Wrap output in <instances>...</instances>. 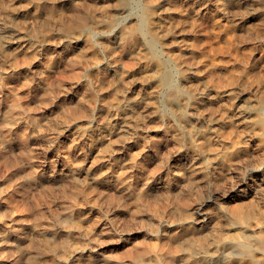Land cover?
Returning <instances> with one entry per match:
<instances>
[{"label":"rangeland","instance_id":"1","mask_svg":"<svg viewBox=\"0 0 264 264\" xmlns=\"http://www.w3.org/2000/svg\"><path fill=\"white\" fill-rule=\"evenodd\" d=\"M151 4L161 67L143 36ZM236 4L0 0V264L237 254L236 202L264 228V135L250 124L264 95V0ZM79 15L91 27L69 32ZM158 69L200 98L175 94ZM203 131L210 150L196 145ZM238 183L239 200L224 198Z\"/></svg>","mask_w":264,"mask_h":264},{"label":"bare ground","instance_id":"2","mask_svg":"<svg viewBox=\"0 0 264 264\" xmlns=\"http://www.w3.org/2000/svg\"><path fill=\"white\" fill-rule=\"evenodd\" d=\"M108 1V0H107ZM114 1V0H113ZM120 1V0H119ZM122 1V0H121ZM173 1V0H172ZM176 1V0H175ZM184 1V0H183ZM233 1V0H232ZM243 0H234V3L235 2H237V4L239 3H241ZM83 3H84V1H82ZM148 1H146V3H147ZM226 2H228V0H226ZM231 2V1H230ZM86 3V2H85ZM106 3V2H105ZM108 3V2H107ZM124 3H125V0H124ZM224 3H225V1H224ZM246 3V2H245ZM244 3V4H245ZM112 4V3H111ZM128 4V3H127ZM127 4H125V5H127ZM149 3H147V5H148ZM222 4V3H221ZM236 4V5H237ZM79 4H77L76 6H78ZM86 5H87V3H86ZM243 5V4H242ZM81 6V5H80ZM88 7H89V5H87ZM106 6H107V4H106ZM115 6V5H114ZM124 6V5H123ZM140 6V5H139ZM152 4L150 5V6H148L147 8H146V12H145V14H143L144 15V17L142 18V17H140V19L142 18V20L144 19V21L146 22V30H147V33L148 34H146V35H144L145 33L143 32V30H141L144 34H143V36H144V38L148 35H150V39L149 40H147V42H149V44H150V56L152 57V59H154L155 61H156V65L158 66V67H161V66H163V63L158 59V56H157V52H156V50H155V46H154V44L156 43L155 41H156V39H157V37H158V33L155 31V29H154V25H155V22H154V20H153V18L152 17H150L151 15V12H152ZM222 6V5H221ZM127 7V6H126ZM142 7H145V6H142ZM154 7V6H153ZM156 7V6H155ZM154 7V8H155ZM83 8V11H84V7H82ZM107 8V7H106ZM80 9V8H79ZM89 9V8H88ZM110 9V8H109ZM144 9V8H143ZM81 10V9H80ZM80 10H78V13H79V11ZM90 10V9H89ZM108 10V9H107ZM119 10V9H118ZM155 10V9H154ZM153 10V11H154ZM72 11V10H71ZM74 11V10H73ZM72 11V12H73ZM75 11H77V10H75ZM87 11V10H86ZM86 11H84V12H86ZM70 12V11H69ZM83 12V13H84ZM78 13H77V15H78ZM81 13H82V11H81ZM80 13V14H81ZM111 13V12H110ZM154 13V12H153ZM65 13H63L62 14V16L61 17H64V16H67V15H64ZM85 14V13H84ZM87 14V13H86ZM263 14H264V12H263ZM64 15V16H63ZM69 16H71V14H68ZM74 15H76V13L74 14ZM76 15V16H77ZM89 15V14H88ZM96 16V15H95ZM257 16V15H256ZM72 17V16H71ZM90 17V16H89ZM91 17H92V15H91ZM255 17V16H254ZM264 17V16H263ZM263 17H262V19H263ZM68 18V17H67ZM74 17H72L71 19H73ZM94 18H96V17H93V19ZM118 18H120V17H118ZM118 18H117V20H118ZM152 18V19H151ZM70 19V20H71ZM261 19V18H260ZM260 19H258V20H260ZM69 19H68V21H70ZM113 20V19H112ZM114 20H115V18H114ZM113 20V21H114ZM63 23L65 22V21H63V20H61ZM105 21V20H104ZM107 21V20H106ZM109 21H111V19L109 20ZM123 22V21H122ZM121 22V23H122ZM134 22V21H133ZM138 22V21H137ZM136 22V23H137ZM140 22H141V20H140ZM144 22V23H145ZM259 23H263L264 24V22L262 21V22H260V21H258ZM61 23V22H60ZM105 23H108V22H105ZM120 23V24H121ZM125 23H127V22H125ZM112 24V23H111ZM114 24H115V22H114ZM118 24V23H117ZM133 24V23H132ZM262 24V25H263ZM91 25H92V23L90 24V22H89V20H88V18L86 17V16H84V15H79L78 16V19H76V20H73V22H69V23H64V27L66 26L67 28H69L71 31H69V32H72L73 30L74 31H83V30H87V29H89L90 27H91ZM113 25V24H112ZM259 25V24H258ZM107 26V25H106ZM122 26V25H121ZM135 26H136V24H135ZM133 27V25L131 26V28H133L134 30L135 29H139L141 26H140V24L137 26V27ZM63 26H62V28H64ZM118 27V26H117ZM262 27H264V26H262ZM69 29H67V30H69ZM73 29V30H72ZM122 29H125L124 27L122 28ZM264 29V28H263ZM92 30H93V28H92ZM62 31V30H61ZM64 31V30H63ZM126 31H127V33H129L128 31L129 30H127L126 29ZM131 31V30H130ZM140 31V30H139ZM140 31V32H141ZM86 32V31H85ZM141 32V33H142ZM66 33V32H65ZM73 33H75V32H73ZM77 33V32H76ZM90 33V32H89ZM124 33H126V32H124ZM138 33V32H137ZM67 34H71V33H67ZM78 34V33H77ZM80 34H82V32H80ZM130 34V33H129ZM128 34V35H129ZM136 34V33H135ZM125 35L126 34H124V41H128L129 42V40H128V38L127 37H125ZM147 36V37H148ZM135 37V36H134ZM139 37V36H138ZM137 38V37H136ZM159 38V37H158ZM123 39V38H122ZM132 39V38H131ZM134 39V38H133ZM139 39V38H138ZM143 39V38H142ZM139 41V40H138ZM157 41H158V39H157ZM137 41H135V43H136ZM126 44H127V42H125ZM129 44V43H128ZM130 44H132V43H130ZM156 45V44H155ZM207 51V50H206ZM159 71L157 72V75H158V77H159V80L162 82V83H165V84H171V86L173 85L174 86V88H175V94H182V95H186V97L187 98H196L197 97V95H198V92H196V91H194V90H188L187 91V89H186V91L184 90V86H182L183 85V83L181 82V83H178V82H173L172 81V77H169L168 76V74H165V73H163V72H161L160 70L161 69H158ZM179 72H181V74L182 75H184L185 74V72H186V69L185 68H181V69H179ZM180 74V73H179ZM235 78H234V76H232V75H230V76H228V80H230V81H233ZM185 83V82H184ZM202 95V94H201ZM202 97V96H201ZM197 98H200L199 96L197 97ZM259 102H260V104L258 105V107L254 110V117H253V119L251 120V122H250V124H251V126L253 127V128H256L259 132H260V134H263L264 135V115H262L263 114V111H262V109H263V106H264V95L263 96H261V98H260V100H259ZM177 103V102H176ZM174 101L173 102H171V105L170 106H172V108L174 107ZM171 108V107H170ZM169 108V109H170ZM172 110V109H171ZM228 130V129H227ZM229 132L230 131H233V129H232V127H231V125L229 126V130H228ZM223 132H225V130L223 129L222 131H221V134H223ZM202 135H204V141L202 142V143H199V144H196L197 145V147L198 148H204V149H208V150H210V149H212L213 148V143H211L212 141L208 138V137H206V134H205V131H203L202 132ZM236 141V139H233L232 140V143H234ZM263 141H264V136H263ZM247 146H248V143H244V146H243V149H246L247 148ZM239 184H241V183H238L237 185H235L234 187H232L233 189H231L228 193H225L224 194V198L226 197V198H235V199H237V200H239L237 197L238 196H236V193L235 194H231V191H235L236 189H238V187L240 186ZM233 191V192H234ZM232 192V193H233ZM203 204H200L199 206H198V208H197V210H196V215H195V217H194V220H195V222L196 223H199L200 224V226H202L203 225V223L207 220V216L204 214V212H203V210H202V206ZM230 210H231V217H232V219H235L234 220V223H235V227H234V232L231 234V236H230V238H232V239H235L236 241H237V245L239 246V249L241 250H236V252L237 251H239V252H237V254H233L232 255V253H231V255H229V253H225L224 252V254L223 253H221L220 254V252L218 253H210V251L208 250V249H204V247H200L201 248V250L200 251H193V250H191V249H189L188 247L187 248H185L184 250H183V252L185 251V255H186V257H185V259H184V256H183V261H182V263H180V264H233L234 262H237V264H259V261H260V264L262 263H264V228H263V225H260L258 228H254V225H253V223H252V216H253V214H254V211H255V208L253 207V204L252 203H249L248 205H244V204H242L241 202H236V203H234V204H232V206H231V208H229V212H230ZM186 213H187V211H186ZM188 214V213H187ZM233 221V220H232ZM259 224V223H258ZM259 233V234H258ZM191 246V245H190ZM64 247V246H63ZM191 248H192V246H191ZM145 248L144 249H142L139 253H138V255H136V257L134 258V261H133V263L132 264H149V262H146L145 261V259H144V253H145ZM216 251V250H215ZM221 251V250H220ZM195 252V253H194ZM212 252V251H211ZM223 252V251H222ZM227 252V251H226ZM229 252V251H228ZM231 252V251H230ZM255 252H260V253H262V256H257L256 255V253ZM76 253H77V251H76ZM63 254H66V253H63ZM75 254V253H74ZM161 254V256H159L158 255V257H157V259L158 260H162V258H163V255H162V253H160ZM157 255V254H156ZM60 257H62V256H60ZM64 257H65V255H63V259H64ZM67 257V256H66ZM60 258H58V260H59ZM164 259V258H163ZM57 260V261H58ZM61 260V259H60ZM165 260V259H164ZM33 261V260H32ZM35 261V260H34ZM170 261H171V259H170ZM56 262V261H55ZM59 262V261H58ZM58 262H57V264H58ZM166 262H168V261H166ZM172 262V261H171ZM171 262H168V263H170L171 264ZM29 262H27V264H28ZM30 263H31V261H30ZM33 263V262H32ZM31 263V264H32ZM36 264H37V262H35ZM60 263H62V264H69V261H68V259H64L63 260V262H60ZM175 264V263H174Z\"/></svg>","mask_w":264,"mask_h":264}]
</instances>
